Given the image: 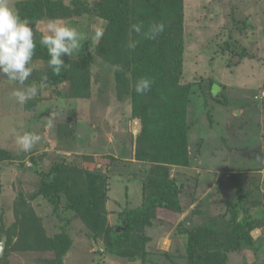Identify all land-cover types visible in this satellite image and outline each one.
Masks as SVG:
<instances>
[{"label":"rangeland","instance_id":"374dc122","mask_svg":"<svg viewBox=\"0 0 264 264\" xmlns=\"http://www.w3.org/2000/svg\"><path fill=\"white\" fill-rule=\"evenodd\" d=\"M18 1L8 0V3L16 10ZM185 5L187 18L201 6H206L204 12L210 9L216 14L211 17L214 20L208 25L210 30L199 29L197 21L186 20V30L191 36L186 37L182 79L195 85L188 107V120L195 125L188 132L190 164L173 167L171 176L183 184L182 203L188 206L181 213L163 212L160 221L148 228L152 240L147 246L149 257L144 264H187V238L180 230L190 228L204 216L211 218L210 215L218 214L215 198L222 203L234 199L236 185L230 175L245 168L252 177L260 175L264 190V0H185ZM245 19L249 25L242 22ZM50 21L44 18L36 24L29 23L34 31L43 33ZM55 21L76 27L87 35L84 41L92 39L94 43L99 40L96 33H103L105 24L91 15ZM228 39L234 40L232 43L236 46L232 52H223L221 45ZM209 40L214 41L213 46L206 45L208 51L202 50ZM84 41L73 57L78 56ZM217 50L220 51L214 56ZM92 61L94 83L88 98L67 100L59 98L52 86L33 82L21 86L0 78V228L2 221L6 225L14 221L13 201L19 191L29 196L36 192L41 172H47L55 161L109 172L107 207L108 219L113 225L117 224L118 212L127 201L134 205L139 200L145 165L133 156L141 120L130 117L127 99H116L111 68L96 54ZM36 64L32 62L34 69ZM209 77L217 80L215 92L214 84L209 86L206 82ZM201 81L202 88L197 83ZM29 86L37 88V96L30 100L33 110L26 109V103L10 95L15 88ZM219 95L226 97V103L215 98ZM63 122L75 133L60 140L59 123ZM26 132L41 137L27 152L17 143V138ZM120 146H124L126 155L120 154ZM2 153L6 158H1ZM257 167L260 173L253 169ZM192 194L202 197L201 200L206 197L207 207L214 211L205 209L202 216L191 214L196 204L192 202L195 201ZM209 195L213 200L207 198ZM31 202L48 232H60L65 221L53 215L50 203L42 197H35ZM226 208L225 204L221 211ZM82 226L76 218L66 225L74 239L66 264H82L84 258L90 257L92 248ZM252 236L256 239L254 246L227 252L226 264H264V228L254 229ZM2 237L0 232V241ZM10 260L12 264H37L35 255L29 252H12ZM113 263L125 264L117 260Z\"/></svg>","mask_w":264,"mask_h":264},{"label":"trees","instance_id":"16d2710c","mask_svg":"<svg viewBox=\"0 0 264 264\" xmlns=\"http://www.w3.org/2000/svg\"><path fill=\"white\" fill-rule=\"evenodd\" d=\"M204 7L187 18L185 0H20L16 3L20 17L30 23L36 24L44 18L57 20L86 15L105 22L97 43L88 39L83 42L78 56L63 57L70 67L60 76L52 74L47 63V50L37 43L32 62H39V65L33 68L26 83L55 87L59 98L67 100L88 98L94 83L91 74L93 55L99 56L111 68L116 99H127L131 106L130 117L141 120L133 157L144 163L145 173L139 200L134 205L127 201L118 212L117 224L113 225L109 222L107 207L109 172L88 170L64 160L53 162L47 172H41L42 179L36 192L29 196L19 191L13 201L14 221L10 225L2 221L0 232L1 236H7V241L0 264H12V252H29L35 255L37 264H66L74 242L66 225L74 218L83 224L81 229L92 248L90 257L84 258L82 264H116L113 260L125 264L146 262L149 257L147 246L152 240L148 228L160 221L163 212L181 213L188 206L182 203L183 184L171 176V170L190 164L188 132L195 124L188 120V107L195 85L182 79L186 37L191 36L186 30V20L197 21L199 29L210 30L208 25L216 14L213 15L210 9L204 12L207 9ZM137 22H142L145 27L150 22H163L166 28L154 40L139 38L136 50L129 52L125 48L127 41L138 38L135 33H130L129 26ZM242 22L249 25L248 19ZM34 32L38 41L39 32ZM232 41L228 39L221 45L223 52L234 50L236 43ZM213 42L209 40L202 50L208 51L206 45L213 46ZM45 73L47 80L41 78ZM141 77H149L154 82L144 95L135 92L136 81ZM216 81L212 77L206 80L209 86ZM197 83L202 88L203 81ZM210 94L213 96V92ZM215 98L226 103L225 96ZM30 102L26 103V109L33 110ZM59 124V139L69 138L74 131L68 130L66 123ZM123 147H119L120 154L126 155ZM1 155L6 158L5 153ZM32 158L38 164L36 158ZM85 159L88 161L90 157ZM253 169L260 173V168ZM248 173L244 168L230 175L236 185L234 199L222 203L218 198L213 200L212 195L207 197L215 203L218 214L210 215L211 218L204 216L190 228L179 229L187 238V264H226L227 252L244 251L254 246L256 239L252 231L264 228V190L260 175L252 177ZM191 196L195 200L192 202H196L191 214L202 216L205 209L214 211L207 207L206 197L201 200L202 197L195 194ZM35 197L46 199L53 215L65 221L60 232H48L42 216L31 202ZM225 204L226 210L221 211Z\"/></svg>","mask_w":264,"mask_h":264},{"label":"clouds","instance_id":"9594fccd","mask_svg":"<svg viewBox=\"0 0 264 264\" xmlns=\"http://www.w3.org/2000/svg\"><path fill=\"white\" fill-rule=\"evenodd\" d=\"M166 25L163 22H150L147 27L142 22L131 23L130 33H135L138 38H130L125 48L129 52L136 50L140 43L139 38L154 40L164 33ZM32 25L23 20L19 13L9 5L8 0H0V78H7L21 86L33 73L32 61L36 54L37 43L47 50L49 56L48 67L55 76L62 75L70 64L63 57H72L81 47V42L87 35L69 24L52 20L47 25V30L39 33L36 40ZM102 33L97 32L99 39ZM48 79L47 73L41 77ZM153 81L149 77H141L136 81L135 92L144 95L152 88ZM10 95L18 102L24 104L37 96V88H15ZM41 140L40 135L26 132L17 138V143L22 151L31 150Z\"/></svg>","mask_w":264,"mask_h":264},{"label":"water","instance_id":"95a60500","mask_svg":"<svg viewBox=\"0 0 264 264\" xmlns=\"http://www.w3.org/2000/svg\"><path fill=\"white\" fill-rule=\"evenodd\" d=\"M217 87H218V84H214L213 92H215L217 90ZM241 216H242V213H241ZM6 241H7V236L4 235L0 241V257L3 256V254H4L5 247H6ZM96 248H97V246H96Z\"/></svg>","mask_w":264,"mask_h":264}]
</instances>
